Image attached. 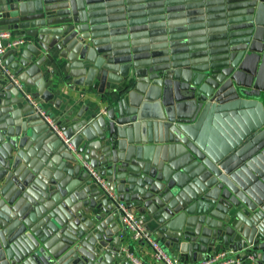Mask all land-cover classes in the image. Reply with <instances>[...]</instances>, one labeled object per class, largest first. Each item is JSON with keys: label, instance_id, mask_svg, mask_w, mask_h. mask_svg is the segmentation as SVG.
Returning <instances> with one entry per match:
<instances>
[{"label": "water", "instance_id": "obj_1", "mask_svg": "<svg viewBox=\"0 0 264 264\" xmlns=\"http://www.w3.org/2000/svg\"><path fill=\"white\" fill-rule=\"evenodd\" d=\"M0 29L30 40L0 65V264H132L120 201L170 256L264 264V0H0ZM61 82L107 96L48 108L63 135L27 96Z\"/></svg>", "mask_w": 264, "mask_h": 264}, {"label": "built area", "instance_id": "obj_2", "mask_svg": "<svg viewBox=\"0 0 264 264\" xmlns=\"http://www.w3.org/2000/svg\"><path fill=\"white\" fill-rule=\"evenodd\" d=\"M28 41L25 36H18L15 33L8 29H0V65L5 66L3 55L10 48L25 44ZM6 71L11 74L15 83L20 87H24L20 79L13 74L10 68L6 67ZM29 99L35 104L38 111L49 121L54 128L63 135L59 126L53 121L52 116L41 106L39 100L34 98L30 93H27ZM85 166L88 168L89 172L94 176V178L99 182V184L108 192L109 196L113 199L116 198V192L112 190L108 185V180L103 176L100 171L90 165V163L84 160ZM119 209L121 211L120 218L123 226L128 228L131 231V234L135 240L142 238L148 239L150 245L153 249L154 257L157 260H161L164 264H243V260L231 249H221L210 256L204 257L200 260L191 262L184 261L176 256H170L162 247L161 243L154 238L145 230L143 222L141 221L137 212L128 207L124 202L120 201ZM129 249L127 248V251ZM132 264H148L133 252H127Z\"/></svg>", "mask_w": 264, "mask_h": 264}, {"label": "crops", "instance_id": "obj_3", "mask_svg": "<svg viewBox=\"0 0 264 264\" xmlns=\"http://www.w3.org/2000/svg\"><path fill=\"white\" fill-rule=\"evenodd\" d=\"M14 33L15 35H20L18 31L17 32L15 31ZM29 42L30 40H28L26 44H28ZM47 64L49 65L50 63ZM52 90L54 91L52 103L59 101V105H61V108L55 106V103L52 104L51 101H45V100L42 101L41 99L40 101L43 103L44 106L43 108H45L46 110L48 108H53L55 114L60 115L61 117H62L61 114L63 113V107L67 105H72L73 103L91 104V102L105 104L104 102L105 99L107 98L105 93H101L98 90V87L87 86V85H76L74 86V88H71L65 82H61L59 85H54ZM60 112L61 114H58ZM50 115L52 116V113ZM122 239H123V243H122L123 250L126 251V253L133 252L136 256H138L140 259H142L148 264H164L163 261L157 260L154 257L151 247L146 248L140 242V240H135L131 234V231H129L128 235L122 236ZM127 248L129 249L128 251Z\"/></svg>", "mask_w": 264, "mask_h": 264}]
</instances>
